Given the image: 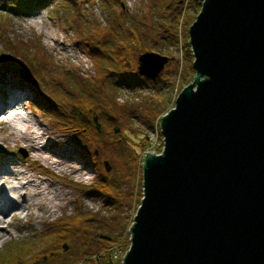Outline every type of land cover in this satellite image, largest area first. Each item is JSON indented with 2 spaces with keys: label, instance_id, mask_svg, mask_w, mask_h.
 I'll list each match as a JSON object with an SVG mask.
<instances>
[{
  "label": "water",
  "instance_id": "water-1",
  "mask_svg": "<svg viewBox=\"0 0 264 264\" xmlns=\"http://www.w3.org/2000/svg\"><path fill=\"white\" fill-rule=\"evenodd\" d=\"M188 38L195 74L142 155L121 264H264V0H202ZM167 62L147 51L137 72Z\"/></svg>",
  "mask_w": 264,
  "mask_h": 264
},
{
  "label": "rangeland",
  "instance_id": "rangeland-1",
  "mask_svg": "<svg viewBox=\"0 0 264 264\" xmlns=\"http://www.w3.org/2000/svg\"><path fill=\"white\" fill-rule=\"evenodd\" d=\"M63 1L49 0L44 7L40 6L28 13H16L6 6L13 5V2L0 0V5L5 6V8L0 6V57L7 54L8 39L15 44L14 51L35 47L42 51L49 63L50 58L54 61V63L46 65L45 74L41 80L46 89L48 88L47 92L54 99L63 93L84 92L86 89L94 93L97 102L105 111L104 116L111 117L106 128L117 129V132L112 138L114 142L105 141L101 147L90 146V150L97 151L96 157L100 164L101 174L105 175L113 171V187L116 192H120L121 196L118 199L117 196H114L116 200L109 204L105 201L106 196H82L73 182L83 185L95 183L100 180L99 172L97 173L96 168L90 165L89 160L83 161L78 152L79 147L76 146L78 143L74 144L73 142L74 136L66 135L60 130V127L56 126L52 119L54 114L51 111L43 107L39 108L34 101L25 100L26 107L29 111L31 110V118L36 124V130L42 132L40 138L35 139L33 143L38 141L52 143L55 149L63 150L66 153L73 152L76 161L71 163L69 158H64L62 164L57 166L52 162L54 157L51 154L42 153L37 168L43 169L44 174L42 173L41 177H46L48 183L55 184L57 196L52 203L46 204V210L39 211L36 206H31L28 211L25 210L18 217H9V224L5 223L3 230H0V251L6 242L40 230L44 223L55 219L65 211L73 212L75 207L94 213L96 217L93 223L98 226L103 224L102 227L110 225L115 220L123 222L125 219V223L128 224L127 234L130 238L129 230L139 205L135 208L129 207L122 195L128 192L133 183H137V181L142 186V178L139 179L136 176L132 177L130 181H126L122 177L127 173L123 162L130 160L134 153H139L140 156L144 152L160 154L163 148V137L158 120L160 116L153 120V108H156L157 111L162 110L161 116L167 113L174 107L178 93L192 81L195 74L192 67L193 54L187 44L188 35L185 26L189 27L194 21L199 8L195 7L190 0L187 1L182 13L176 9L178 5H182L181 0H124L125 7L120 6L119 1L89 0L79 2L80 4L74 6L77 9L73 6L70 7L67 1ZM108 4L111 10L107 8ZM112 12L117 14L115 21L119 22L118 25L133 24L137 26L143 45L150 47L147 51L168 56V62L158 75L157 87L161 88V92L156 102L154 101L156 100L154 85L146 81L145 85L134 89L124 86L115 87L114 81L118 80L119 76L112 75L108 71L109 62L113 63L96 54H89V57L86 54L87 51L84 50L86 47L78 44L77 35L88 36L96 28L102 30L110 21ZM76 14L77 23L72 22L71 27L70 19ZM19 40L23 43H19ZM13 50H10V53H13ZM23 56L26 57V54ZM1 63L0 73L3 74V77L0 78V96L12 97L11 95L15 94L12 92H16V94L20 92L22 95H26L23 94L24 92L29 94L28 89H18L14 86L17 82H20V88H26L27 82L38 85V81H32L35 77L30 72L28 65H20L19 69H27L29 76L26 75V77H30L31 80L21 75L20 77L18 69L12 71L3 69ZM137 66L136 61L132 68ZM95 74L96 77H94ZM77 75L82 76L80 86L74 83V77ZM21 99H23L22 96ZM3 133L7 132L0 134V155L9 149H15L19 158L27 159L30 151L22 146L15 148L10 136H7L6 141L1 139ZM142 133H147L148 139L144 150L140 151V148L133 144L143 139L144 134ZM117 145L120 147H115ZM127 146V155H125L123 148ZM46 156L48 159L42 160ZM104 160L110 166L109 171L103 165ZM71 164L77 168V172L73 174L70 172ZM140 169L141 162L138 165V171ZM68 180L73 182H68ZM140 192L142 193V187ZM141 197L137 201L139 204ZM125 215H128L130 219L127 220ZM117 254L119 259L114 258V264H121L125 252L117 250Z\"/></svg>",
  "mask_w": 264,
  "mask_h": 264
},
{
  "label": "trees",
  "instance_id": "trees-1",
  "mask_svg": "<svg viewBox=\"0 0 264 264\" xmlns=\"http://www.w3.org/2000/svg\"><path fill=\"white\" fill-rule=\"evenodd\" d=\"M10 1L13 2V5H5L11 11L28 13L40 6L44 7L49 0ZM66 1L70 7H74L80 4L79 2H87L89 0H64L63 2ZM107 1H119L120 6L125 7L124 0ZM181 1L182 5L180 4L176 8L180 13L183 12V8L189 0ZM190 1L199 10L201 9L202 0ZM0 6L5 8L3 4ZM74 8L77 9L76 7ZM107 8L111 10L110 5ZM76 17L77 14L71 19L69 18L70 26L72 22L77 23ZM116 17L117 14L112 12L110 21H108L102 30L96 28L88 36H84L83 34L77 35L78 44L86 47L84 50L85 52L87 51L86 54L88 56L89 54H96L107 58L113 63L109 62L108 71L112 75L116 74L119 76V79L114 81L115 87L124 86L134 89L139 86L142 87V85L146 84V81L154 85V92L156 94V100L154 101L156 102L161 92V88L157 87L159 77L157 76L154 80H151L138 74L137 67L132 68L134 62L137 61L138 63V56L149 50L150 47L143 45L137 31V26L133 24L120 26L118 25L119 22L116 23L115 21ZM185 30H187L188 35L187 26H185ZM8 41L9 46L6 47L7 54L0 57L2 68L8 71L18 69L19 72V66L26 64L35 77L32 81H38V85L27 82L26 88H20V82H17L14 86L18 87V89H28L30 95H26V98L34 101L39 108H46L54 114L52 119L56 123V126L60 127V130L66 135L74 136L73 142L74 144L78 143L76 146L79 147L78 152L82 156L83 161L89 160L90 165L96 168L97 173L99 172L100 180L89 185L69 180L68 182L75 183L76 189L82 196L102 195L106 196L105 201L107 204L113 203L116 200L114 196H117V199L121 196L120 192H116L113 187V171L105 175L101 174L100 164L97 162L95 151L90 150V146L97 145L101 147L105 141L114 142L112 138L117 129L109 130L106 128L107 122L111 117L108 116L106 118L104 116L105 111L102 110L99 102H97L98 100L94 93L92 91L89 92L87 89L84 92L63 93L54 99L47 92L48 88L46 89L41 81L43 74H45L46 65L52 64L54 61L49 57V63L42 51L35 47L14 51L15 44L9 39ZM18 42L23 43L20 40ZM27 44L29 43L27 42ZM29 45L32 46V44ZM10 50H13V53H10ZM24 54H26V57L23 56ZM77 76L74 77V83L80 86L82 76ZM2 77L3 74L0 73V78ZM94 77H96V74ZM153 109L152 117L154 120L161 116L163 111H157L156 108ZM142 134H144L143 139L133 144L137 145L140 151L144 150L146 140L148 139L147 133ZM115 140L117 141V139ZM115 147L118 148L120 146L117 145ZM123 149L125 150L124 154L127 155L128 146ZM132 155L133 157L130 160L123 162L127 173L123 174L122 177L126 181H130L132 177L136 176L139 179L142 178L143 158H141L142 156L139 153ZM140 162L141 169L138 171ZM141 187V183L137 181V183H133L128 192L122 195L129 207L135 208L139 205L137 201L142 195L140 192ZM95 217L94 213L87 212L79 207H75L71 213L65 211L55 219L44 223L40 230L32 231L25 236L6 242L0 251V264H114V258L119 259L117 250L126 252L129 246V236L126 230L128 224L125 223V219L123 222L115 220L110 225L102 227L103 224L98 226L93 223ZM124 217L127 220L130 219L128 215Z\"/></svg>",
  "mask_w": 264,
  "mask_h": 264
},
{
  "label": "bare ground",
  "instance_id": "bare-ground-1",
  "mask_svg": "<svg viewBox=\"0 0 264 264\" xmlns=\"http://www.w3.org/2000/svg\"><path fill=\"white\" fill-rule=\"evenodd\" d=\"M12 93H15L12 97L0 96V134L7 132L2 134L1 139L6 141L7 136H10L15 148L26 147L30 155L22 160L15 149H9L0 155V230H3L5 223L9 224V217H18L31 206H36L39 211L46 210V204L52 203L57 196L55 184L48 183L46 177H41L43 169L37 168L42 153L51 154L54 157L52 162L57 166L62 164L64 158H69L71 163L76 161L73 152L55 149L52 143H33L40 138L42 132L36 130L31 110L25 104L22 105L20 100L21 96L30 95V92L23 93L26 95ZM47 159L46 156L42 160ZM70 172H77L74 164L70 165Z\"/></svg>",
  "mask_w": 264,
  "mask_h": 264
},
{
  "label": "built area",
  "instance_id": "built-area-1",
  "mask_svg": "<svg viewBox=\"0 0 264 264\" xmlns=\"http://www.w3.org/2000/svg\"><path fill=\"white\" fill-rule=\"evenodd\" d=\"M161 153V152H160Z\"/></svg>",
  "mask_w": 264,
  "mask_h": 264
}]
</instances>
